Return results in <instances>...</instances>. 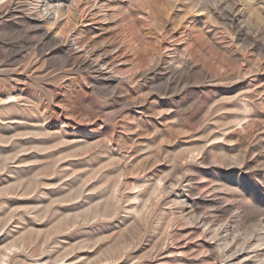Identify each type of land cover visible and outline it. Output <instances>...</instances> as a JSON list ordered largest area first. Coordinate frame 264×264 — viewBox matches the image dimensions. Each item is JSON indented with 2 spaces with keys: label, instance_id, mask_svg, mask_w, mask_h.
I'll return each mask as SVG.
<instances>
[{
  "label": "rangeland",
  "instance_id": "374dc122",
  "mask_svg": "<svg viewBox=\"0 0 264 264\" xmlns=\"http://www.w3.org/2000/svg\"><path fill=\"white\" fill-rule=\"evenodd\" d=\"M59 5L0 0V264H253L264 0Z\"/></svg>",
  "mask_w": 264,
  "mask_h": 264
},
{
  "label": "bare ground",
  "instance_id": "6f19581e",
  "mask_svg": "<svg viewBox=\"0 0 264 264\" xmlns=\"http://www.w3.org/2000/svg\"><path fill=\"white\" fill-rule=\"evenodd\" d=\"M62 2V0H43V12L45 13H43L44 15H45V17H47V19L49 18V19H52V18H54V11L53 12H51V10L54 8V9H59L60 8V3ZM55 5H58L57 7L55 6ZM62 7V6H61ZM56 14V13H55ZM60 16V15H59ZM85 16V15H84ZM83 16V17H84ZM55 19V18H54ZM53 20V19H52ZM54 24V23H53ZM61 33V32H60ZM63 41L64 42H68L69 41V38H63ZM82 42V40L80 41L79 39H77V38H74L73 39V41L71 42V43H73L74 45H77L78 47H80V48H82L83 49V55H87V57L88 58H91L97 65H99V66H101V67H106V68H110V69H113V70H115L116 68L113 66V63H109V62H107L106 61V59H104V58H100V57H97V55H96V53L94 52V51H90V50H88V48L85 46V44H82L81 43ZM87 45V44H86ZM76 49V48H75ZM81 49V50H82ZM92 49V48H91ZM79 51V50H78ZM98 52V51H97ZM79 55V54H78ZM102 57H104L103 55H101ZM86 61V60H85ZM88 64V63H87ZM88 67V66H87ZM90 68V67H89ZM93 69H95V68H93ZM109 69V70H110ZM119 69V68H118ZM112 70V71H113ZM117 73H118V71H117ZM250 234V233H249ZM252 234V233H251ZM256 239V241L254 242L253 241V243H251V247L252 246H256V247H260L262 244H260L261 242H264V234H257V238H255ZM238 245V244H237ZM243 246L245 245V243L244 244H242ZM225 246H226V244H225ZM243 246H241L242 247V249L241 250H243V249H245ZM236 248H239V246L238 247H236ZM248 248V247H247ZM226 249V248H225ZM237 250V249H236ZM259 250H262V249H259L258 248V250H254L255 252H256V255L254 256V263L253 264H264V249H263V251H259ZM225 251V250H224ZM238 252V251H237ZM237 252H232V251H227L226 252V256L228 257V258H231L232 260H231V262H232V264H235V263H237L238 262V264H249L248 262H244L242 259L241 260H238L237 262H234L233 260H237L238 258H240V257H235V255H236V253ZM249 253L247 252V255H248ZM251 254H249V256H250ZM243 256H245V255H243ZM226 257V258H227ZM245 258H246V256H245ZM253 262V261H252ZM229 263V262H228Z\"/></svg>",
  "mask_w": 264,
  "mask_h": 264
}]
</instances>
